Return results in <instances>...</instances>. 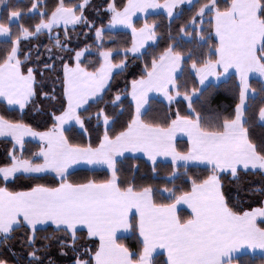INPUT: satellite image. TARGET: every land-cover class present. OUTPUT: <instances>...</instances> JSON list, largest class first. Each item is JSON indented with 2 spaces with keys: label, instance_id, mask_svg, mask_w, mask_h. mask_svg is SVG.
<instances>
[{
  "label": "snow or ice",
  "instance_id": "obj_1",
  "mask_svg": "<svg viewBox=\"0 0 264 264\" xmlns=\"http://www.w3.org/2000/svg\"><path fill=\"white\" fill-rule=\"evenodd\" d=\"M0 141V264H264V0H0Z\"/></svg>",
  "mask_w": 264,
  "mask_h": 264
},
{
  "label": "trees",
  "instance_id": "obj_2",
  "mask_svg": "<svg viewBox=\"0 0 264 264\" xmlns=\"http://www.w3.org/2000/svg\"><path fill=\"white\" fill-rule=\"evenodd\" d=\"M21 2H22V0H21ZM96 2H98V0H96ZM188 14H189V13H188L187 11H185L184 15L187 16ZM153 19H162V17L158 16L157 14H151V15L148 16V20H149V21H151V20H153ZM143 22H144V21H143V18L137 20V24H138V25H141ZM163 23L166 25V24H167V20H166V19H163ZM174 23H175V22H174ZM165 31H166V29H165ZM173 35L176 36V31H175V29H173ZM117 38H118V40H120V41H123V40H125V39H130V33H128V35L125 36V35L123 34V31H121L120 33L117 34ZM177 38H178V37H177ZM46 42H47V41H45V43H46ZM163 46H164V41H161V47H163ZM159 50H160V48H150V49H149V52H152V51H157V52H158ZM149 59H150V57H149ZM142 63H143L142 60H135V61H133V64H140L141 66H142ZM138 72H139V70L137 69V70H136V74H137V75H138ZM132 78H133V77H132L131 75L128 76V80H131ZM117 79L119 80V82H120V84H121V87H122V86H123V80H122L121 78H119V77H118ZM253 85H254V86L256 85V81H255V80H253ZM228 87H231V81H229L227 84H221V85H219V91H220V92H223V91H224L226 88H228ZM152 106H153V108H159V107H160V105H159L157 99H154V100H153V102H152ZM257 131L259 132L260 130L258 129ZM29 147H33V145H29ZM4 148H5L4 143H3L2 141H0V156L3 155ZM167 171H168V166L165 165V164H161V165H160V174H161V177L165 176V175L167 174ZM141 172L143 173V167L141 168ZM248 179H249V180H252V181H256V180L259 179V177L251 176V177H248ZM153 182H154V183H159V181H153ZM250 258H251V257L248 256V255L241 256V258H240V264H243V261L248 260V259H250Z\"/></svg>",
  "mask_w": 264,
  "mask_h": 264
},
{
  "label": "crops",
  "instance_id": "obj_3",
  "mask_svg": "<svg viewBox=\"0 0 264 264\" xmlns=\"http://www.w3.org/2000/svg\"><path fill=\"white\" fill-rule=\"evenodd\" d=\"M160 2H163V0H160ZM151 11V10H150ZM162 10H156L155 12H152V14H157L158 12H160Z\"/></svg>",
  "mask_w": 264,
  "mask_h": 264
}]
</instances>
